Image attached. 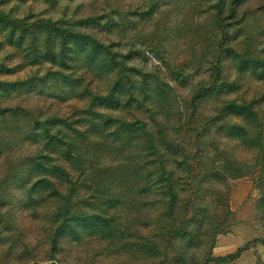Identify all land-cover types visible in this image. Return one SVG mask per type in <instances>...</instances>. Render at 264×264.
I'll return each mask as SVG.
<instances>
[{
	"label": "clouds",
	"instance_id": "1",
	"mask_svg": "<svg viewBox=\"0 0 264 264\" xmlns=\"http://www.w3.org/2000/svg\"><path fill=\"white\" fill-rule=\"evenodd\" d=\"M0 14V264H264V0Z\"/></svg>",
	"mask_w": 264,
	"mask_h": 264
},
{
	"label": "rangeland",
	"instance_id": "2",
	"mask_svg": "<svg viewBox=\"0 0 264 264\" xmlns=\"http://www.w3.org/2000/svg\"><path fill=\"white\" fill-rule=\"evenodd\" d=\"M35 2V0H34ZM20 3H27V0H20ZM13 10H10V13ZM10 23H12V21L8 18V16L2 15L0 14V25H3L4 27H7ZM7 109H5L6 111Z\"/></svg>",
	"mask_w": 264,
	"mask_h": 264
}]
</instances>
